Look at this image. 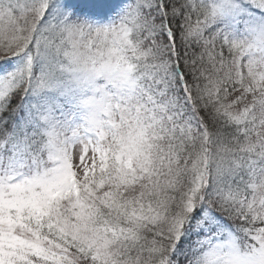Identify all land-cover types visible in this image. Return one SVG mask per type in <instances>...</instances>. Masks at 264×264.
I'll use <instances>...</instances> for the list:
<instances>
[{
    "label": "snow or ice",
    "instance_id": "obj_1",
    "mask_svg": "<svg viewBox=\"0 0 264 264\" xmlns=\"http://www.w3.org/2000/svg\"><path fill=\"white\" fill-rule=\"evenodd\" d=\"M0 264H264V0H0Z\"/></svg>",
    "mask_w": 264,
    "mask_h": 264
}]
</instances>
